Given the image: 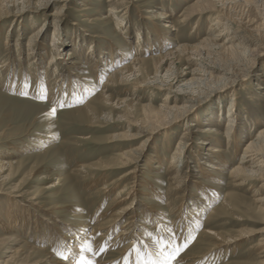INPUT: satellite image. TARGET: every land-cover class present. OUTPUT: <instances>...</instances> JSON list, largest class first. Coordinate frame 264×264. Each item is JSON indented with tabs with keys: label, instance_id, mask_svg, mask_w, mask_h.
Returning <instances> with one entry per match:
<instances>
[{
	"label": "rangeland",
	"instance_id": "rangeland-1",
	"mask_svg": "<svg viewBox=\"0 0 264 264\" xmlns=\"http://www.w3.org/2000/svg\"><path fill=\"white\" fill-rule=\"evenodd\" d=\"M196 1L52 0L42 5L40 0H0V162H5L0 164V264H77L81 254L83 264H151L150 255L159 261L158 245L182 243L189 236L194 239L173 264H264V206L259 201L264 199V176H243L242 186L231 176L249 140L264 127L262 19L255 10L215 2L212 12L184 21ZM56 9L58 14L51 16ZM158 12L174 15L168 20L172 28L163 27ZM118 19H123L120 27ZM226 23L227 32L216 42L239 52L253 51L255 59L245 72L234 71L224 85L211 84L201 91L185 86L199 70L210 73L214 65L230 69L213 52L210 58L186 52L172 57V66L148 63L124 84L108 80L115 67L141 56L136 45L139 30L144 36L140 44L148 50L142 55L151 59L180 47L206 46L211 26ZM154 25L165 34L164 43ZM56 32L59 58L51 64ZM105 83L115 87L107 94L105 110L98 103L90 116L81 114L90 98L103 94ZM231 98L238 100L236 132L243 141L235 151L221 134L228 164L220 167L214 181L202 176V168L215 164L214 153L206 151L214 143L197 134L196 126L188 129V123L196 125L199 117L197 126H216L217 115L227 111ZM164 106L191 108L184 116L176 112L167 118ZM258 121L263 125L248 134L249 124ZM227 122L217 129L225 133ZM185 141L189 143L177 164L183 176L171 185L168 162L177 143ZM123 164L128 178L115 190H106L108 181L119 178L115 171ZM202 181L212 187L211 196L201 192ZM124 186L127 193L132 188L144 192L137 195L133 216L121 219L103 239L101 233L90 238L102 217L108 220L132 202L113 207ZM218 207L222 209L213 216ZM132 220L119 239L122 227ZM65 232L70 244L60 245ZM208 232L223 235L227 245L212 253L217 241L203 235ZM27 244L38 254L22 250ZM193 256L199 258L183 262ZM47 259L51 262L45 263Z\"/></svg>",
	"mask_w": 264,
	"mask_h": 264
},
{
	"label": "bare ground",
	"instance_id": "bare-ground-1",
	"mask_svg": "<svg viewBox=\"0 0 264 264\" xmlns=\"http://www.w3.org/2000/svg\"><path fill=\"white\" fill-rule=\"evenodd\" d=\"M65 1H67V0H65ZM40 2H41L42 5H45V4L51 3L52 0H40ZM215 2H218V3L221 2L224 6L225 5H228V3H229V4H232V5H237V6L242 7V8L245 7L248 10H255V11H257V13L261 16L262 25L264 27V0H197L195 2V4L192 6V9H191V12L192 13L190 15L184 16L185 17L184 21L186 20L187 17H190V16L192 17V16H196V15H201L203 13L212 12L213 11L212 10V4L215 3ZM57 7H58V5H57ZM56 11H57V9L54 11V14H52L51 16L54 17L55 15H57L58 13ZM156 16L159 19H161V20L164 21V23H165L164 26H163L164 28H167V27L172 28L171 22L168 21V20L169 19L171 20L174 15L169 14L167 12H158V14ZM122 20L123 19H118V26L119 27L121 26ZM52 23H54V22H52ZM58 27H59L58 24L55 25V31H57ZM154 28H155L154 29L155 30V35H157L158 36V39L161 42L164 43L165 40H166V38L164 37L165 34H163L160 31V29L157 28L155 25H154ZM228 28H229V26H227V23L226 24H218L216 27H214V26L212 27L211 26V28H210L211 35L204 41V43L206 44V46H203L202 45V46H198V47H194V48L188 47V46L187 47L185 46V47H182V48L180 47L179 49H177V50L175 49V51H172V52H170V53H168L166 55H162V56H159L158 55L157 57H151V59H144V57L142 55V54L146 53L148 50L146 48H144V47L142 48V45L140 44L142 42V40L144 41V39H143L144 36L142 34V31L139 30L138 31V34L136 36V40H137L136 41V45H137V51L140 52L141 56L136 57L133 60V62L131 64H129V65H122V66H119V67H115V69H113V70L110 71V73H109V79L108 80L110 82H112L113 84H116V83H118V84H120V83L124 84V83H126L128 81V78L129 77L135 75V73H139L143 69V67L146 66L148 63H151L152 62L155 65L157 64L158 65L157 67H162L164 65H167V63H169V60H172L173 59L172 57H178V56L179 57H182V55H184L186 52H191L193 54L195 53L196 55L199 54V56L206 55L209 58L212 57L211 56L212 53L210 54V52H213V54L217 55V58L219 57L222 60L224 59V61L227 63V65L229 66L230 69L219 68V66L214 65V66H210V69H211L210 70L211 71L210 73H207L205 70L204 71L203 70L202 71H200V70L197 71L196 70L197 72H195L194 75H196L198 77H194L193 79L187 81L186 84H185V86L188 89H190V88L193 87L196 90H200L201 91V89H203V88H206L207 89L208 85H211V84H214L215 85V83H216L217 85L218 84H220V85L223 84L224 85V83L231 78V76H232V74H233L234 71L245 72L246 69L249 68L251 61L255 59V57L253 56V51H250V50L246 49V51H244V52H239L232 45L230 47H224V46H220L216 42V39H219V37L222 35L223 32H227ZM37 35H39V34H36L35 36H37ZM58 39H59V36H58V33L56 32L55 33V37L52 40L53 41L52 42V46L54 47V52H53L52 57H51V60H50V63L51 64L52 63L53 64H56L54 62H56V60H58V58H59L58 56H55V55H58L59 54V50H60V48L58 47L60 45V43L57 42ZM28 46L29 47L32 46V43L30 42L28 44ZM92 47H94V46H92ZM221 50H222V52H224V54H223L224 57L223 58H222V56H220L222 54V53H220ZM114 51L117 53L116 48H115ZM90 52H92V50L89 51V53ZM111 59H112V61H114V64H118L119 63V61L116 58H113L112 57ZM187 59L190 62V60H192L193 57L192 58L187 57ZM225 59H227V60H225ZM95 62H96V65H99L101 63V62H98V61H95ZM74 64L81 65V62H76L75 61ZM92 64H93V62H92ZM169 64L172 66L173 62H171ZM189 65H190V63H189ZM202 65L205 66L206 64L202 62ZM92 66L94 67V65H92ZM163 69H164V67H163ZM208 76H211V78L208 77ZM88 77L87 76H84L82 78L88 79ZM113 84L105 83L104 88H103V90H104L103 94L101 93L102 95H99L98 97H96L94 99L90 98L88 100V103H86V105H84V107L82 109H80L82 111L79 110L80 113L81 114L82 113L83 114L85 113V116L86 115L90 116L89 113H93L96 110L95 109L96 108V104H98V103H99L98 107L100 109L105 110L104 108L106 106H105L104 103H107L106 102L107 99H108L107 94L110 93L115 88V87H113L114 86ZM257 87H259V86L257 85ZM222 90H224V89H222ZM73 96H75V94ZM212 96H213V93H211V96L210 97H212ZM228 105H230V107L227 109V111H224L223 109H221V111L219 112V114L217 113L218 114L217 115L218 116L217 125H219V124L221 125V123H223L224 121H228L227 122V127L225 129V133L220 132L218 130L219 127L217 129V125L214 126V127H211V128L210 127H203V126H200L199 127V126H197V124H199V122H200L199 117H196L195 120H194V122L197 123L196 125H195V123H188V129L189 128H193V127L196 126L198 128V130L196 131L197 134H200V133L201 134H205V138L206 139L210 138L211 139V142L214 143L213 145L208 146V149H206V151L209 152V153H214L215 156H213L212 154L211 155H212V160L213 159H216L215 164L214 165L212 164L213 166H211L210 164L208 166L205 165L208 168L207 167L202 168V176L204 178H207V179H210V180H214V181L216 180L217 172H219L220 169H221L220 167L225 166L226 164H228V162L225 160L226 153H225L224 149H222L223 145H222V137H221V134H222V136L224 135L225 139L228 141V143H227L228 147L230 146V144H232V143L234 144L235 151L238 150L240 143L243 141L242 137L241 136H238V134L236 132L238 130L237 129V126H239V121L238 120L240 118V116H239L238 100L236 98H231V100H230V102H229ZM164 108L167 110L166 113H165V116H167V118L168 117L170 118L172 116L175 117L176 112L178 114L181 113L180 114L181 116L186 115V113L191 108V106H184V108H177V107H170V106L165 107L164 106ZM97 114H99V113H97ZM83 117H84V115H83ZM262 123H263L262 121L251 122L249 124L250 131L248 132V134L251 133L252 129L255 126L263 125ZM190 132L192 133L191 130H190ZM248 134L246 133L245 136H248ZM253 136L254 137L251 138L249 140L248 144L245 146V149L243 151V154L241 155L240 162L231 171V176L234 179L233 182L237 186L244 185L242 183V180H241L243 178V176H245V177L246 176L260 177V175L261 176H264V127L262 129H260ZM206 139L201 144H206ZM186 142L187 141L177 143V146H176L173 154H171L172 155L171 158L169 159V162H168L169 163V170H170L169 177L171 176V181L173 182L171 185L174 184V181L175 182L179 181V179L181 178V176H183L182 175V170H180V169L177 168L178 167L177 164L179 163V161L181 160V157L183 155L182 154L183 153V147L184 146H187L188 143H189V142L188 143H186ZM217 143H219V144H217ZM215 144H217V146H215ZM3 163H5V162L4 161L0 162V164H3ZM125 167H126V164H123L122 167L116 169L115 172L120 174L119 175V178L118 179H115L113 181H110V182L108 181V183H107L108 186L106 187V190L107 189H110V187L111 188H114L113 190H115L116 187H119L121 184H123V182L126 180V177H127L125 175V172H123L124 170H122ZM209 168H211V169H209ZM243 179H245V178H243ZM109 183H110V185H109ZM199 185L201 187L200 188L201 192H203L205 194V196H211L212 195L210 193V191H209V188H212V187H210L208 185H205V183L203 181ZM125 186H126V184H125ZM125 186L123 187V190H121L120 194H118V196L116 195L117 197H116V201H114V203H113V204H115L113 207H116L117 208L120 205L122 206L124 202L129 201V200L132 201V202H130L129 204L125 205L123 209H120L122 211H119V213H118V210L115 211L113 214H111V216L109 217L108 220L107 219H104L103 217L101 218L99 216V218H101L100 221H102V222H101V224L98 227H95V231L92 232L91 235H89L90 238L94 237V235L97 234V233H101V234H103L102 235V239H103L104 237L108 236V234L110 233V231H112L114 229V227L117 226L120 223V220L121 219H124L127 216L130 217V218L133 216L131 212H133V209L135 208V204H136L135 201H137V195L139 193L140 194H144V192H143V190H140V191L136 192V190L132 188L131 192L130 193H127L129 190L127 191ZM210 198L214 200V199H216V196L214 195L213 197H210ZM259 201L262 204V206H264V199H261ZM157 206L158 205H156V207ZM221 209H222V207L216 208L215 211L212 213V214H214L213 216H215ZM145 212H147V211H145ZM103 215L105 216V213ZM132 223H134V220H132V222H130V223L125 224L124 227H122L123 229L120 232V234L118 235L119 236L118 237L119 239L120 238H123L127 234L126 226H131L132 227V225H131ZM140 224L142 226H145L142 223H140ZM11 227H12L11 224L8 225V229H10ZM80 227L81 228L86 227V223H81V226ZM75 231H72V232L76 235L77 232H75ZM66 232H69V231H66ZM66 232L64 233L65 235H63V233H61V235H60L61 241L59 240V242H58L60 245L63 244V243L70 244L69 242H70L71 237H69L68 235H66V234H69V233H66ZM203 235H207V237H209V238L214 239V240L217 241L216 244L213 245V247H212V250H211L212 253L213 252L220 251L228 243L227 239L224 238L223 235H221L220 233L218 235H216L214 233H209L208 232L207 234H203ZM215 237H216V239H215ZM77 240H79V238H77L76 241ZM79 242H80V240H79ZM26 249L27 250H30V252L37 251V254L39 252L38 249L33 248V247H30L28 244L25 246V249H22V250H26ZM63 250H65V249H63ZM97 250H96V252H97ZM45 255H46V253H45ZM195 258H199V257L193 256V257L184 258L183 262L187 263L188 261L195 260ZM47 261H50V259H47L44 262L46 263ZM136 262H138V261L136 260ZM51 264H53V262H51ZM56 264H65V263H58L57 262ZM96 264H99V261L98 260H96ZM106 264H111V262L106 263Z\"/></svg>",
	"mask_w": 264,
	"mask_h": 264
},
{
	"label": "snow or ice",
	"instance_id": "snow-or-ice-1",
	"mask_svg": "<svg viewBox=\"0 0 264 264\" xmlns=\"http://www.w3.org/2000/svg\"><path fill=\"white\" fill-rule=\"evenodd\" d=\"M21 94L27 95L26 92H22ZM61 107H63V105H61ZM56 111L57 109L55 107L51 109V113L53 116H55ZM189 239H194V237L189 236L182 243H168L166 247H162L158 245L157 254L159 256V261L153 260L151 255L149 256V261H151V264H173V262L175 261L176 257L180 254V252H182L185 248H187ZM163 243L164 242L161 241V244ZM87 250L91 251V248H88ZM58 255L61 256V259H67V256H64L60 253H58ZM140 259L141 261L144 260L143 254H141ZM83 262H84V257L81 254V258L77 262V264H83Z\"/></svg>",
	"mask_w": 264,
	"mask_h": 264
}]
</instances>
